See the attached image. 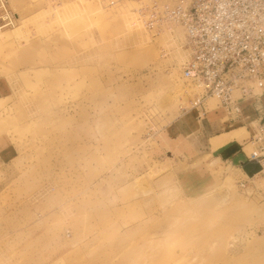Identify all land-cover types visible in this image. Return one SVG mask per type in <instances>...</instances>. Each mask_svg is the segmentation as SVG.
Returning a JSON list of instances; mask_svg holds the SVG:
<instances>
[{"label": "rangeland", "instance_id": "1", "mask_svg": "<svg viewBox=\"0 0 264 264\" xmlns=\"http://www.w3.org/2000/svg\"><path fill=\"white\" fill-rule=\"evenodd\" d=\"M177 1L0 0V264H264L247 130L149 15Z\"/></svg>", "mask_w": 264, "mask_h": 264}, {"label": "built area", "instance_id": "2", "mask_svg": "<svg viewBox=\"0 0 264 264\" xmlns=\"http://www.w3.org/2000/svg\"><path fill=\"white\" fill-rule=\"evenodd\" d=\"M154 22L179 26L190 57L183 77L201 90L191 107L206 111V100L218 101L230 118L239 102L251 99L257 117L251 126L247 160L264 171V0H179L153 7ZM10 23V19L7 18Z\"/></svg>", "mask_w": 264, "mask_h": 264}, {"label": "crops", "instance_id": "3", "mask_svg": "<svg viewBox=\"0 0 264 264\" xmlns=\"http://www.w3.org/2000/svg\"><path fill=\"white\" fill-rule=\"evenodd\" d=\"M262 103L264 106V89H263ZM239 108H240L239 114H237L231 118L219 120L218 121V127H221V129H225V130H226V128H230V127L236 126V125L239 127H236L233 130H236L237 128L245 127L247 130V133H248V138H249L251 127H248V124L251 122H254L256 117H257L255 105L251 99H245V100H242L241 102H239ZM218 113L220 114L221 112L219 111ZM233 130H231V131H233ZM226 133H228V132L219 133L215 136L217 137V136H220V135L226 134ZM233 136L234 135H232V137ZM223 145L234 146V148L231 149V156L234 157L235 159H237L238 161H241V160L242 161H248L247 156L244 153L243 148H240V146L237 142V139H233L230 142L223 144Z\"/></svg>", "mask_w": 264, "mask_h": 264}, {"label": "water", "instance_id": "4", "mask_svg": "<svg viewBox=\"0 0 264 264\" xmlns=\"http://www.w3.org/2000/svg\"><path fill=\"white\" fill-rule=\"evenodd\" d=\"M243 169L248 176H252L260 170V167L256 160H249L243 165Z\"/></svg>", "mask_w": 264, "mask_h": 264}, {"label": "bare ground", "instance_id": "5", "mask_svg": "<svg viewBox=\"0 0 264 264\" xmlns=\"http://www.w3.org/2000/svg\"><path fill=\"white\" fill-rule=\"evenodd\" d=\"M183 31V30H182ZM183 76V75H182Z\"/></svg>", "mask_w": 264, "mask_h": 264}]
</instances>
